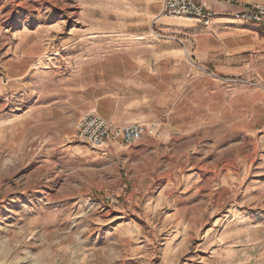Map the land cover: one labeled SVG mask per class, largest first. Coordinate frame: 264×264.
Wrapping results in <instances>:
<instances>
[{
	"label": "rangeland",
	"instance_id": "1",
	"mask_svg": "<svg viewBox=\"0 0 264 264\" xmlns=\"http://www.w3.org/2000/svg\"><path fill=\"white\" fill-rule=\"evenodd\" d=\"M162 8L0 0V264H264V127L150 124L138 144L102 148L75 138L109 109L87 88L118 61L98 58L198 23Z\"/></svg>",
	"mask_w": 264,
	"mask_h": 264
},
{
	"label": "crops",
	"instance_id": "2",
	"mask_svg": "<svg viewBox=\"0 0 264 264\" xmlns=\"http://www.w3.org/2000/svg\"><path fill=\"white\" fill-rule=\"evenodd\" d=\"M204 2L213 15L209 27L171 23L161 28L170 33L167 40L151 43L150 33L140 32L133 50L98 58L118 61L87 88L101 87L97 109L109 103L101 112L112 124H159L169 136L205 127H249V121L264 127V26L236 18L244 6L264 0ZM107 85L114 90L104 92ZM256 104L262 107L259 115Z\"/></svg>",
	"mask_w": 264,
	"mask_h": 264
},
{
	"label": "built area",
	"instance_id": "3",
	"mask_svg": "<svg viewBox=\"0 0 264 264\" xmlns=\"http://www.w3.org/2000/svg\"><path fill=\"white\" fill-rule=\"evenodd\" d=\"M230 4H239V0H216ZM163 14L173 18H188L197 21L205 27L212 24V11L204 0H163ZM242 22L256 23L264 26V4H250L236 14ZM146 124L137 123L128 126H115L98 113H89L82 117L77 125L75 138L102 148L110 140H122L133 146L138 144L148 133Z\"/></svg>",
	"mask_w": 264,
	"mask_h": 264
}]
</instances>
